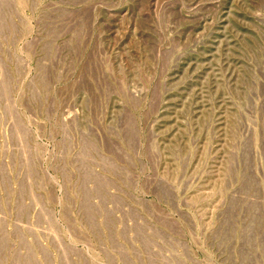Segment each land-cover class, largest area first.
<instances>
[{
    "label": "rangeland",
    "instance_id": "obj_1",
    "mask_svg": "<svg viewBox=\"0 0 264 264\" xmlns=\"http://www.w3.org/2000/svg\"><path fill=\"white\" fill-rule=\"evenodd\" d=\"M0 264H264V0H0Z\"/></svg>",
    "mask_w": 264,
    "mask_h": 264
}]
</instances>
